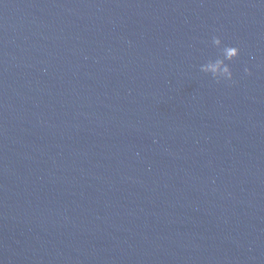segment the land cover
Listing matches in <instances>:
<instances>
[{
    "label": "water",
    "instance_id": "1",
    "mask_svg": "<svg viewBox=\"0 0 264 264\" xmlns=\"http://www.w3.org/2000/svg\"><path fill=\"white\" fill-rule=\"evenodd\" d=\"M0 264H264V0H0Z\"/></svg>",
    "mask_w": 264,
    "mask_h": 264
},
{
    "label": "clouds",
    "instance_id": "2",
    "mask_svg": "<svg viewBox=\"0 0 264 264\" xmlns=\"http://www.w3.org/2000/svg\"><path fill=\"white\" fill-rule=\"evenodd\" d=\"M211 43L219 50L222 58L208 59L205 63L200 65V71L205 75L210 76L217 83L233 82V72L229 63H226V61L231 62L239 57V47L223 44L218 36H213ZM244 71L245 73L250 74L249 69L245 68Z\"/></svg>",
    "mask_w": 264,
    "mask_h": 264
}]
</instances>
